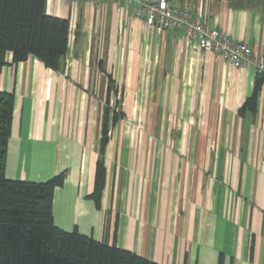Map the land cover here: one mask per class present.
<instances>
[{"label": "crops", "instance_id": "crops-1", "mask_svg": "<svg viewBox=\"0 0 264 264\" xmlns=\"http://www.w3.org/2000/svg\"><path fill=\"white\" fill-rule=\"evenodd\" d=\"M169 2L264 55V0ZM46 10L69 19V50L60 70L7 54L0 90L14 93L15 107L6 176L65 171L54 190L58 227L160 264H264V81L256 110L243 111L258 76L187 44L183 31L149 27L122 0H47ZM109 76L128 119L108 144L98 207L90 195L103 113L116 106ZM146 123L164 130L143 132Z\"/></svg>", "mask_w": 264, "mask_h": 264}, {"label": "trees", "instance_id": "trees-1", "mask_svg": "<svg viewBox=\"0 0 264 264\" xmlns=\"http://www.w3.org/2000/svg\"><path fill=\"white\" fill-rule=\"evenodd\" d=\"M47 0H0V73L12 54L17 64L35 56L46 66L60 70L69 50L70 21L47 13ZM253 94L245 109L256 110L264 75H257ZM107 102L118 88L109 76ZM121 105L105 106L94 191L90 197L100 207L106 185L105 154L112 130L124 118ZM15 95L0 90V264H160L131 250L119 247L77 229L58 227L53 218L56 187L63 185L62 171L46 181L10 179L6 176V156L12 134Z\"/></svg>", "mask_w": 264, "mask_h": 264}, {"label": "built area", "instance_id": "built-area-1", "mask_svg": "<svg viewBox=\"0 0 264 264\" xmlns=\"http://www.w3.org/2000/svg\"><path fill=\"white\" fill-rule=\"evenodd\" d=\"M134 15L158 31L169 28L183 31L187 44L220 54L234 66H250L253 73L264 75V55L256 54L244 41L210 26L208 20L192 8L174 5L169 0H122Z\"/></svg>", "mask_w": 264, "mask_h": 264}, {"label": "rangeland", "instance_id": "rangeland-1", "mask_svg": "<svg viewBox=\"0 0 264 264\" xmlns=\"http://www.w3.org/2000/svg\"><path fill=\"white\" fill-rule=\"evenodd\" d=\"M115 96V95H114ZM114 100H116V102H118V98L115 96L114 97ZM114 104L116 105V103L114 102ZM118 107H120V108H122V106L121 105H118ZM110 108V107H109ZM112 110H113V108H111ZM120 111H123V112H125V116H124V118L123 119H121V120H124V121H126L128 118H126V115H127V112L124 110V109H121ZM153 113V112H152ZM147 116V118H146V121L147 120H150V118H152L153 116H154V113H153V115H151V111H148V115H146ZM127 122V121H126ZM149 122V121H148ZM141 130L143 131V132H146V133H154V132H161V131H163L164 130V126H162V125H158V124H148V123H146V124H144L143 126H141ZM113 131H114V129L112 130V134H113Z\"/></svg>", "mask_w": 264, "mask_h": 264}]
</instances>
